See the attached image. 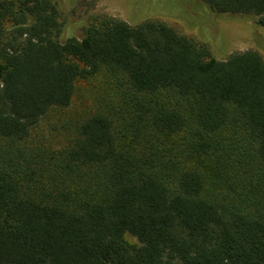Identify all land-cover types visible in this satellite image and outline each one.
<instances>
[{
	"label": "trees",
	"instance_id": "1",
	"mask_svg": "<svg viewBox=\"0 0 264 264\" xmlns=\"http://www.w3.org/2000/svg\"><path fill=\"white\" fill-rule=\"evenodd\" d=\"M63 1L0 0V264H264L261 53L149 14L61 38ZM195 1L264 26V0ZM102 71L68 145L19 146Z\"/></svg>",
	"mask_w": 264,
	"mask_h": 264
},
{
	"label": "rangeland",
	"instance_id": "2",
	"mask_svg": "<svg viewBox=\"0 0 264 264\" xmlns=\"http://www.w3.org/2000/svg\"><path fill=\"white\" fill-rule=\"evenodd\" d=\"M60 15L64 36L80 37L90 23L102 15L139 22L143 16L165 21L177 32L188 36L198 44L208 46L211 54L219 59L235 51L255 49L264 58V26L240 15L215 14L195 0H64ZM211 38L214 43H211ZM110 86L114 87L105 71L76 83L70 104L56 108L42 117L30 130L28 139L19 146L26 150L39 147L48 152L64 148L76 136L80 122L97 108L105 106ZM12 145L5 144L9 150ZM130 242H136L131 234H125Z\"/></svg>",
	"mask_w": 264,
	"mask_h": 264
}]
</instances>
